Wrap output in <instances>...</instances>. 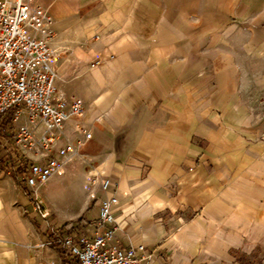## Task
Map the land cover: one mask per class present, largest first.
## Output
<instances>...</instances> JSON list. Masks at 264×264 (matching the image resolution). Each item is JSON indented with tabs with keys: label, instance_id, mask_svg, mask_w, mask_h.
<instances>
[{
	"label": "crops",
	"instance_id": "crops-1",
	"mask_svg": "<svg viewBox=\"0 0 264 264\" xmlns=\"http://www.w3.org/2000/svg\"><path fill=\"white\" fill-rule=\"evenodd\" d=\"M40 6L56 85L83 102L93 132L79 158L88 168L51 181H113L111 245L141 264H264V0ZM53 191L38 189L36 203ZM36 203L0 159V264H71Z\"/></svg>",
	"mask_w": 264,
	"mask_h": 264
},
{
	"label": "built area",
	"instance_id": "built-area-1",
	"mask_svg": "<svg viewBox=\"0 0 264 264\" xmlns=\"http://www.w3.org/2000/svg\"><path fill=\"white\" fill-rule=\"evenodd\" d=\"M54 41L53 20L40 0H0V159L14 163L6 150L10 145L20 166L19 174L13 172L33 198L81 158L93 139L91 126L83 122V102L56 85L60 57L52 49ZM4 124L10 130H3ZM85 187L98 215L60 229L54 238L62 254L71 264H141L134 249L117 241L111 245L119 230L114 220L117 185L97 176ZM98 191L104 196L98 197ZM42 217L49 218L46 211Z\"/></svg>",
	"mask_w": 264,
	"mask_h": 264
},
{
	"label": "rangeland",
	"instance_id": "rangeland-1",
	"mask_svg": "<svg viewBox=\"0 0 264 264\" xmlns=\"http://www.w3.org/2000/svg\"><path fill=\"white\" fill-rule=\"evenodd\" d=\"M3 130H10V128H9V126L7 124H4ZM5 135H7V134H5ZM6 150H7V154L9 155L10 158H11V154H12V159L14 160V163L10 164L9 167L11 165H14V168L16 170L15 171L16 174H19L20 166L17 164V161L15 160L16 157L13 154V150L11 149V146L8 145V148ZM81 153L85 154L86 150L85 149L82 150ZM87 166H88L87 163H85L83 160L76 159L70 165L67 166V168L65 169L64 172H62V173H60V174H58L56 176H59L61 174L65 175L69 171H71V172L72 171H79V174H81L82 170L84 168L85 169L88 168ZM85 179L86 178H84V180ZM42 189L46 190V191H49V190L53 189L54 191L52 193H54V192L58 193V192L62 191L64 188H60L57 183H54V182L51 181V183L47 187L42 188ZM84 189H86L85 186H84ZM95 193H96V191H95ZM35 198H37V195H35L33 199H35ZM36 202H38V200ZM47 203H48V206L44 205V208H41L39 203H36L35 206L39 207V210L41 211V213L44 212V211L47 212V214L49 216V218L47 219L48 220L47 222L50 225H54L55 228H57V227L60 228L61 227V229H63L64 226H66L68 222H76V221L82 220V218H84L86 216V214H91L93 212L92 207H93V204L95 203V201L92 199L91 194L86 189L85 190V197H84V200H83L82 204H80V205H78L76 207H73L71 209L69 208V206L65 207V206H62L61 204L60 205L53 204V203H51L49 201V199H47ZM64 211H66V212H64ZM94 214H96V212H94ZM90 216H93V214L90 215ZM55 228L53 229V233L55 235L53 237L56 238V236L61 235V230L58 231Z\"/></svg>",
	"mask_w": 264,
	"mask_h": 264
},
{
	"label": "bare ground",
	"instance_id": "bare-ground-1",
	"mask_svg": "<svg viewBox=\"0 0 264 264\" xmlns=\"http://www.w3.org/2000/svg\"><path fill=\"white\" fill-rule=\"evenodd\" d=\"M85 180L84 178L73 179L69 181L66 187L60 192L51 193L47 199L53 204L69 206V208L76 207L82 204L85 197ZM66 209V208H65ZM64 209V210H65ZM66 212V211H64Z\"/></svg>",
	"mask_w": 264,
	"mask_h": 264
},
{
	"label": "trees",
	"instance_id": "trees-1",
	"mask_svg": "<svg viewBox=\"0 0 264 264\" xmlns=\"http://www.w3.org/2000/svg\"><path fill=\"white\" fill-rule=\"evenodd\" d=\"M14 167H12V169H13ZM236 262H237V264H249V262L245 259V258H243V257H238L237 259H236ZM258 264H261V260H258V262H257ZM251 264H253V263H251ZM255 264V263H254Z\"/></svg>",
	"mask_w": 264,
	"mask_h": 264
}]
</instances>
